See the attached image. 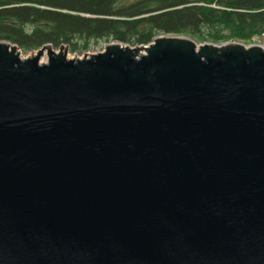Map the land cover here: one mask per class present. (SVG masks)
<instances>
[{
    "label": "water",
    "instance_id": "95a60500",
    "mask_svg": "<svg viewBox=\"0 0 264 264\" xmlns=\"http://www.w3.org/2000/svg\"><path fill=\"white\" fill-rule=\"evenodd\" d=\"M102 48L0 40V264H264V49Z\"/></svg>",
    "mask_w": 264,
    "mask_h": 264
},
{
    "label": "trees",
    "instance_id": "16d2710c",
    "mask_svg": "<svg viewBox=\"0 0 264 264\" xmlns=\"http://www.w3.org/2000/svg\"><path fill=\"white\" fill-rule=\"evenodd\" d=\"M118 1L0 0V40L24 51L47 43L82 51L90 40L146 45L159 34L246 45L264 36V0Z\"/></svg>",
    "mask_w": 264,
    "mask_h": 264
},
{
    "label": "rangeland",
    "instance_id": "374dc122",
    "mask_svg": "<svg viewBox=\"0 0 264 264\" xmlns=\"http://www.w3.org/2000/svg\"><path fill=\"white\" fill-rule=\"evenodd\" d=\"M137 1H140V0H119L118 3L120 5L117 4V7L120 8L121 6H126V5H129L130 3H135ZM159 35H161V34H159ZM162 35H164V34H162ZM3 41H6V40H3ZM230 41H233V40H229V41L224 42V43H228ZM111 42H118V41L110 40L109 42H106L105 40H102L101 39L98 42H95L93 40H90V42L88 44V48L85 49V50H82V51H79V50H77V51H71L69 49L68 45H66V44H60L59 46H53L50 43H47V45H50L54 51H56L57 49L59 51V48H60L61 45L62 46H66L67 47V56H68V58H73L74 59V58H81V55L83 53H84L83 57H87V56H89L91 54H96L98 52H101L103 50L102 47L104 45H107L108 43H111ZM151 42H149V43H151ZM198 42H200V41H198ZM76 43L79 44L80 42L77 41ZM119 43H121L123 45H126V46H128L130 48H133V47H135L137 45H140V44H134V43L133 44H131V43H123V42H119ZM224 43H220V44H224ZM12 44L15 45L14 43H12ZM251 44L252 45L259 44L260 46H262L264 48V36H259V37L252 38L251 41H250V44H248V45H251ZM18 49H19V53H20L21 58L30 57L36 51V50L24 51V50L20 49L19 47H18ZM40 61L42 63L46 61V53L43 54V56L40 58Z\"/></svg>",
    "mask_w": 264,
    "mask_h": 264
},
{
    "label": "bare ground",
    "instance_id": "6f19581e",
    "mask_svg": "<svg viewBox=\"0 0 264 264\" xmlns=\"http://www.w3.org/2000/svg\"><path fill=\"white\" fill-rule=\"evenodd\" d=\"M257 46H259L261 49H264L262 46H260L259 44H255ZM196 47H198L199 45H195ZM142 52V51H141ZM68 57V56H67ZM69 59H72V58H69ZM41 62V61H40ZM42 63V62H41Z\"/></svg>",
    "mask_w": 264,
    "mask_h": 264
}]
</instances>
